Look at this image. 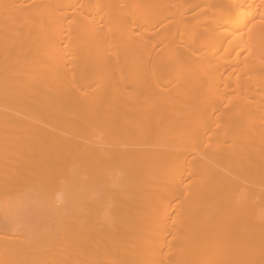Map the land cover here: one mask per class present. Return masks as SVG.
Masks as SVG:
<instances>
[{
  "label": "bare ground",
  "instance_id": "1",
  "mask_svg": "<svg viewBox=\"0 0 264 264\" xmlns=\"http://www.w3.org/2000/svg\"><path fill=\"white\" fill-rule=\"evenodd\" d=\"M92 120L106 147H80ZM112 155L135 169L56 264H264V0H0V264H27L26 185L72 217L78 170Z\"/></svg>",
  "mask_w": 264,
  "mask_h": 264
},
{
  "label": "rangeland",
  "instance_id": "2",
  "mask_svg": "<svg viewBox=\"0 0 264 264\" xmlns=\"http://www.w3.org/2000/svg\"><path fill=\"white\" fill-rule=\"evenodd\" d=\"M168 122H175L174 118L162 119ZM159 121L158 123L162 122ZM135 122H130L125 124V130L134 127ZM97 121L92 120L90 124H86L84 128L88 132V136L81 138L79 141L80 147L83 145H88L89 141L93 142L89 146H100L101 135L100 128H98ZM149 129V127H148ZM91 131V132H90ZM159 137L164 136L158 135ZM181 139V138H179ZM160 139L159 141H161ZM105 142V141H104ZM103 142V146L104 143ZM107 143V142H106ZM112 144V142H110ZM109 144V145H110ZM161 148H168L172 150L176 157H181V160L184 164H188L192 160L196 159L198 156V149L196 145H193L189 141L184 140H168L165 143H161ZM135 146L133 141L128 140L127 144L123 146V149L130 150ZM106 147V144L105 146ZM112 153H118V149L111 150ZM158 152V150H155ZM111 153V154H112ZM81 154V153H80ZM76 154L75 159L80 156ZM125 157H114L113 155L109 158L110 160L103 161H91L88 164L84 165L82 169L78 170V185H73V197L74 204L72 206V217H59L51 220L50 218H45L38 216L36 208L32 206L37 200V195H45L52 192L53 188L50 185H40L38 187L32 188V185H26V200H29L27 203V212L25 223V231L22 233V238L24 246L27 249L26 261L27 264H56V259L51 258L48 254L50 249L55 251L63 250L65 245L74 240L81 226L86 224L93 216L89 215L88 210L93 211L94 209L100 207L104 201V192H102L98 185H103L108 183L112 187L122 183L125 176L131 174L135 169L134 165H131L128 159ZM124 159V160H119ZM72 162V168H73ZM27 177H30V174L26 173ZM141 177H136L135 180H140ZM199 178V177H198ZM189 189H183L180 192L179 199L176 198L171 203L173 207V215H175L180 207V204H183L187 199V191ZM136 193V191H134ZM127 192L125 193V195ZM179 194V193H178ZM171 236H168L166 241H169ZM91 239H89L90 241ZM88 241V240H87ZM86 240L83 243L87 242ZM167 244V243H166ZM35 246H39V250L35 249ZM101 250L98 251V253ZM111 257L115 258L118 256V252L112 251L110 253ZM165 261L164 254L156 257L154 263L163 264ZM112 261L109 262V264ZM82 264H86L82 262ZM187 264H191L187 262Z\"/></svg>",
  "mask_w": 264,
  "mask_h": 264
}]
</instances>
